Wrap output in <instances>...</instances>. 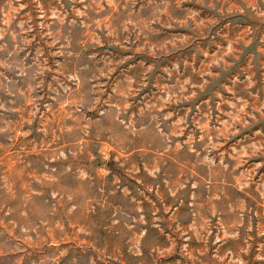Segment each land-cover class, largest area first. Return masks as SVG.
Returning a JSON list of instances; mask_svg holds the SVG:
<instances>
[{
	"label": "rangeland",
	"instance_id": "1",
	"mask_svg": "<svg viewBox=\"0 0 264 264\" xmlns=\"http://www.w3.org/2000/svg\"><path fill=\"white\" fill-rule=\"evenodd\" d=\"M0 264H264V0H0Z\"/></svg>",
	"mask_w": 264,
	"mask_h": 264
}]
</instances>
